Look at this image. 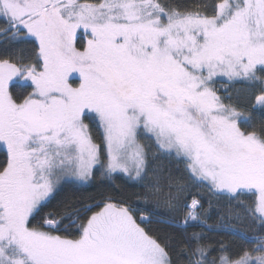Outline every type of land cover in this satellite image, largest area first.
Returning a JSON list of instances; mask_svg holds the SVG:
<instances>
[{
  "label": "snow or ice",
  "instance_id": "obj_1",
  "mask_svg": "<svg viewBox=\"0 0 264 264\" xmlns=\"http://www.w3.org/2000/svg\"><path fill=\"white\" fill-rule=\"evenodd\" d=\"M0 20L30 45L0 57V264H264V124L242 128L215 87L264 109V0H0ZM96 172L150 212L58 198ZM196 185L250 197L230 215L260 234L210 228Z\"/></svg>",
  "mask_w": 264,
  "mask_h": 264
},
{
  "label": "trees",
  "instance_id": "obj_2",
  "mask_svg": "<svg viewBox=\"0 0 264 264\" xmlns=\"http://www.w3.org/2000/svg\"><path fill=\"white\" fill-rule=\"evenodd\" d=\"M186 3H193L195 0H184ZM0 27H3V21L0 20ZM30 45L20 43L16 45L5 44L0 41V57L10 55L18 52L21 49H27ZM215 87L218 89V94L222 97L231 96V100H226L237 107L238 111L242 114L241 120L242 128H259L264 124V109L253 107V102L250 101V92L247 85L243 84H229L223 79L218 80ZM225 89L227 91H225ZM250 121V123H249ZM94 127V126H93ZM95 131V128H94ZM4 152L0 149V162L3 161ZM195 183V182H193ZM193 192L200 193V197L204 200L205 209L208 210V215L204 217L210 228H217L221 220L232 225V228L238 233L246 234L249 239L256 237L260 234V222H252V220L241 221L238 218H233L230 212L243 213V209H236L235 205L247 203L250 197L241 195L239 200L230 201L229 194L214 196L209 194L208 189L204 185H196L193 187ZM142 189L134 182L129 180L123 174L115 175L113 177L103 176L100 172H96L92 180L84 185L68 184L59 193L58 198L68 195H74L86 203H91L92 199L99 200L104 195H112L115 197H123L130 202H134L133 206L138 208L141 212L148 214L149 209L145 208L142 200H138L137 193ZM168 233H175L177 229L165 228ZM190 231L200 232V228L190 229ZM208 238L212 241L223 240L226 243L232 242L235 244L247 243L239 235H234L230 231H209L203 230Z\"/></svg>",
  "mask_w": 264,
  "mask_h": 264
},
{
  "label": "rangeland",
  "instance_id": "obj_3",
  "mask_svg": "<svg viewBox=\"0 0 264 264\" xmlns=\"http://www.w3.org/2000/svg\"><path fill=\"white\" fill-rule=\"evenodd\" d=\"M243 119V116L241 115V120Z\"/></svg>",
  "mask_w": 264,
  "mask_h": 264
}]
</instances>
